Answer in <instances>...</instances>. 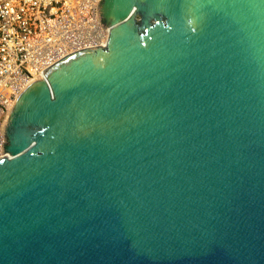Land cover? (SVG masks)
Instances as JSON below:
<instances>
[{
	"label": "water",
	"instance_id": "1",
	"mask_svg": "<svg viewBox=\"0 0 264 264\" xmlns=\"http://www.w3.org/2000/svg\"><path fill=\"white\" fill-rule=\"evenodd\" d=\"M96 18L1 119L0 264H264V0Z\"/></svg>",
	"mask_w": 264,
	"mask_h": 264
},
{
	"label": "built area",
	"instance_id": "2",
	"mask_svg": "<svg viewBox=\"0 0 264 264\" xmlns=\"http://www.w3.org/2000/svg\"><path fill=\"white\" fill-rule=\"evenodd\" d=\"M101 0H0V122L21 91L46 67L103 45ZM5 137L0 131V158Z\"/></svg>",
	"mask_w": 264,
	"mask_h": 264
}]
</instances>
